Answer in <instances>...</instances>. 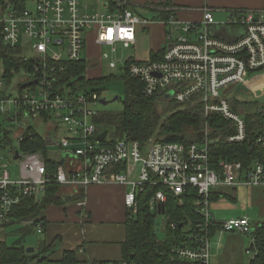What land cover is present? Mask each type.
I'll return each instance as SVG.
<instances>
[{
  "label": "built area",
  "instance_id": "obj_1",
  "mask_svg": "<svg viewBox=\"0 0 264 264\" xmlns=\"http://www.w3.org/2000/svg\"><path fill=\"white\" fill-rule=\"evenodd\" d=\"M131 5L132 0H26L20 12L10 2L0 7L2 41L20 50L17 67L0 58V226L13 221L10 215L22 196L39 199L51 183L74 190L100 184L129 186L128 210L136 212L142 195L149 193V211L164 214L167 220L170 197L182 204L185 195L195 194L196 213L202 219L191 227L189 237L196 245L180 246L174 252L187 261L211 264L213 225L219 226L221 234L246 235L256 226L248 217L216 220L211 213L212 194L220 193L219 188L264 186V161L215 160L209 127L202 142H165L153 137L144 143L127 138L108 141V134L99 141L105 130L98 132L99 112L93 105L101 102L103 85L74 87L79 79L70 81L64 76L70 63L85 62V77L91 78L89 72L95 65L88 64L94 61L88 40L93 33L98 46L109 48L101 56L109 60L110 68L140 80L145 96L159 94L177 103L198 98L206 117L216 113L231 123L234 132L222 133L227 144L243 143L252 132L253 143L264 153V104L251 111H235L228 98L229 92L264 68V9L240 10L233 20L240 26V35L231 41L212 34L211 8H204L200 22L172 15L160 20L169 28L162 56L138 60L117 56L120 49L123 52L136 44L138 25L151 22L136 15ZM19 74H24L16 84L21 93L11 98L8 83ZM29 82L33 83L21 87ZM257 119L258 126L251 130L249 122L254 125ZM39 125L55 131L54 136L42 137L45 152L54 148L61 155L57 162L41 149H22L27 139L40 135ZM59 131L65 136H59ZM13 137L21 147H11ZM11 162L19 163L20 178H12ZM37 232L43 233L42 223ZM250 237L252 251L247 253L254 256L256 240Z\"/></svg>",
  "mask_w": 264,
  "mask_h": 264
},
{
  "label": "trees",
  "instance_id": "obj_2",
  "mask_svg": "<svg viewBox=\"0 0 264 264\" xmlns=\"http://www.w3.org/2000/svg\"><path fill=\"white\" fill-rule=\"evenodd\" d=\"M6 2L12 3L15 10L20 12L25 7L26 0H0V7L4 6ZM169 14V12L165 13L164 11L161 15H163V18H166L169 17ZM19 54V49L8 47L3 43L0 33V58L8 66L17 67L19 65L17 62ZM155 58L153 56V59ZM86 67L87 63L85 62L70 63L64 79L70 81L79 79L73 83L74 87H96L113 79L112 76L91 77L87 79L85 77ZM160 97L161 95L159 94L145 96L142 93V83L140 80L126 73L123 112L118 115H108L105 113L97 117L95 121L105 128L108 125H113L116 135L120 139L127 138L141 143L146 142L154 135L159 137V140L165 142H202L205 140L206 127H209L211 136L214 139V143L211 146L213 150L212 155L215 160L229 159L243 161L244 164H249L255 159L264 161L263 151L253 143L254 136L252 132H250L248 140L243 143L227 144L222 138V133L223 135H227L234 132L231 123L216 113L206 117L204 105L198 98H193L186 103L172 101L173 104L167 108L169 114L162 120L159 112V106L162 103ZM162 98L165 100V97ZM229 100L235 111L245 108L244 102L241 104L234 99ZM247 118L250 120L252 116ZM258 124L259 119H257L254 125L249 122V128L253 130ZM43 146L44 138L41 135H35L22 144V149L34 151L39 150ZM49 166L54 165L49 163ZM65 189L66 187L64 186L51 183L47 186L44 197L41 200L31 196H22L20 202L13 208L10 215L11 218L13 221L33 220L32 226L44 223V210L50 204L64 203L63 192ZM149 196V193L142 195L141 203L136 212L128 210L125 222L127 236L122 243V251L126 264H198L181 259L174 252V249L180 246L196 245L194 244L195 240L189 237V233L191 227L202 219L201 215L196 213V206L194 204L197 196L195 194L185 195L182 204L179 203L177 198L170 197L167 203L166 213L168 221L166 237L164 239H160L156 230L157 215L150 212L147 206ZM221 197V194L214 193L211 196V200L217 201ZM226 197L233 201L236 200L233 194H226ZM173 224L174 227L172 226ZM187 224H189V229L184 232L183 228ZM255 227L257 229L252 236L256 240L257 253L252 257L249 264H264V222L257 224ZM218 230L219 226L213 225L210 229V237L213 238ZM26 248L20 239L12 245H9L4 240H0V264L82 263L77 257V250H67L64 252L62 258L55 259L53 258L54 252H51L52 245L47 242L41 244L38 253H28Z\"/></svg>",
  "mask_w": 264,
  "mask_h": 264
},
{
  "label": "crops",
  "instance_id": "obj_3",
  "mask_svg": "<svg viewBox=\"0 0 264 264\" xmlns=\"http://www.w3.org/2000/svg\"><path fill=\"white\" fill-rule=\"evenodd\" d=\"M142 2L146 4L147 0H132L131 6L133 8ZM154 4L156 6L153 9L157 12L159 20L154 22L151 20L148 24L143 25L142 31L145 33L149 31L153 36L152 33L159 28L163 36L162 42L165 40V43H167L166 34L169 28L160 20H165L172 15L182 21L200 22L203 19L204 8H211L215 19V24L211 26L212 34L231 41L240 35V26L233 23L240 10L264 9V0H154ZM144 6L146 7V5ZM164 11L170 13L169 17L163 18L161 14ZM160 26L163 28H160ZM88 41V51L89 44L95 50L102 49L101 46L96 44L93 33H90ZM165 47L166 44L162 47L160 42H155L151 37L150 48L146 51L148 57L145 60L153 59V56L156 57L155 59L160 58ZM131 48L134 50L139 48L138 32L137 42ZM93 62H96L95 58ZM93 70L91 69L90 72ZM99 77L104 76H98L97 78ZM227 188H232L233 191L230 193L235 195L236 200L239 190L243 189V187ZM79 190L66 187L63 192L65 202L50 204L46 207L43 212L45 220L42 223L44 238L40 245L43 242L51 244V252H54L53 258L55 259L62 258L67 250H77V257L82 261L81 264H126L122 243L127 236L125 222L128 209L125 205V195L129 190V186L100 184L90 185ZM220 191L219 194L222 197L218 200L236 201L226 197V194H230L228 191L224 192V189H220ZM25 221L31 222H26L30 226L33 223V220ZM221 221H225V219L219 222ZM231 233L234 234L235 232ZM224 234L227 233L221 234L218 231L211 239L213 240L216 236ZM21 242L24 244V239ZM222 248V245L218 247V249ZM211 253L214 254L213 247ZM80 254L85 255V257L80 258Z\"/></svg>",
  "mask_w": 264,
  "mask_h": 264
},
{
  "label": "rangeland",
  "instance_id": "obj_4",
  "mask_svg": "<svg viewBox=\"0 0 264 264\" xmlns=\"http://www.w3.org/2000/svg\"><path fill=\"white\" fill-rule=\"evenodd\" d=\"M93 2L99 1L103 3V0H90ZM146 5V7L144 6ZM30 7L34 6V3L29 4ZM156 5L154 4V0H147V3H141L137 6L131 8V10L142 19H149L152 22L159 20L157 17V12L153 9ZM101 8V6H98ZM156 18V19H155ZM143 24L138 25V49H126L122 52L120 49L117 56H122V54L127 58L133 56L138 60H145L148 56L146 51L150 48L151 37L156 42H160V45L163 47L167 43L162 42L161 30L158 28L152 34L150 32L142 31ZM151 27V26H150ZM160 28H163L160 26ZM151 29V28H150ZM168 29V28H167ZM109 48L107 46L102 49L95 50L91 44H89V54L93 55L96 60L94 62H88L90 65H95L93 71L90 72L91 76H104L110 77L113 79L107 81L102 84L101 90V99H105L108 101L107 104H103L98 102L94 104V108L98 110L100 117L103 114L108 115H118L124 110V99H125V79L126 73L121 69L113 70L109 66V60H104L101 56L102 52H108ZM0 68H2L1 59H0ZM24 74H19L13 76L9 85V93L11 94V98L16 97L21 90L16 87L18 81H21ZM116 96L119 99L112 101ZM162 103L159 106V112L161 119H165L169 114L167 108L172 105V101H166L162 97H160ZM229 99H234L241 104H245V108H241V111L247 110L251 111L256 106L264 104V68H261L252 75L247 78V81L243 84L235 87L228 94ZM96 117V118H97ZM34 123V121H32ZM7 125V124H6ZM36 126V124H33ZM207 128V127H206ZM108 131L107 140H118V136L116 135L115 128L113 125H108L106 128L103 125L98 124V132ZM36 131L41 136H54L55 131L49 129L44 125H39L36 127ZM59 136H65L64 133L59 131L57 133ZM159 140L157 136H152ZM11 147L19 148L21 147V143L15 137H13V141L10 143ZM43 153L53 162H57L61 155L57 153L56 149L49 148L45 152V148H40ZM140 164V163H139ZM10 171L12 178H20V165L18 162L10 163ZM224 189V192L228 191V193L232 192V188H219ZM232 194V193H230ZM44 197V194H41L39 199L41 200ZM70 205V204H69ZM211 213L215 216V218L220 220H227L231 218H239V217H248L251 222L255 224H260L264 222V186H250L243 187V189L239 190L237 195V200L235 202L222 199L218 201L211 202ZM167 216L164 214H157L156 216V225H157V233L160 239H164L166 237V226H167ZM38 226H30L27 225L26 222L23 221H12L6 226H0V240L6 241L9 245L14 244L19 239H24V244L26 247H35L36 252L38 253L40 250V243L44 238V234H39L37 232ZM184 232L189 229V224L184 226ZM213 253L211 258V264H249L253 253H247V250H251V237L246 234L241 233H230L224 234L221 236H216L212 240ZM220 245L223 246L222 249H218ZM80 258H84L85 255L80 254Z\"/></svg>",
  "mask_w": 264,
  "mask_h": 264
},
{
  "label": "water",
  "instance_id": "obj_5",
  "mask_svg": "<svg viewBox=\"0 0 264 264\" xmlns=\"http://www.w3.org/2000/svg\"><path fill=\"white\" fill-rule=\"evenodd\" d=\"M34 82L37 83V80L34 81ZM32 83H33V82L25 83V84H23L21 87H22V88H25V87L31 85ZM117 99H119L118 96H116L112 101L117 100ZM101 103H103V104H107L108 101L105 100V99H102V100H101ZM107 134H108V132H107V131H104V132L98 137V140H99V141H104L105 138H106V136H107ZM48 142H50V140H48ZM18 157H19V154H18V152H17L15 158L17 159ZM160 210H161V211H160L161 213H164V206L161 205V209H160ZM256 229H257V227L253 228V230H251V232L248 234V236L252 235ZM26 250H27L28 253H35V252H36V248H35V247H27Z\"/></svg>",
  "mask_w": 264,
  "mask_h": 264
}]
</instances>
